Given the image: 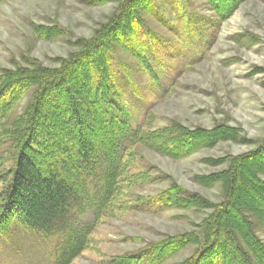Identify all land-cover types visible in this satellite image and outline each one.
<instances>
[{
  "label": "trees",
  "instance_id": "1",
  "mask_svg": "<svg viewBox=\"0 0 264 264\" xmlns=\"http://www.w3.org/2000/svg\"><path fill=\"white\" fill-rule=\"evenodd\" d=\"M206 1L219 21L242 2ZM121 4L108 25L89 40H77V51L55 67L31 62L0 69V256L6 252L29 264L15 246L28 239L41 250L40 264H71L90 247L101 221L118 212L208 208L198 235L168 236L108 264H162L188 246L196 248L181 264H264V243L256 231L264 229V142L230 159L225 170L201 178L203 186L220 184L218 205L173 187L144 200L129 196L134 183L144 180L129 174L135 145L182 158L223 140H239L232 129L171 126L149 133L133 127L115 56L129 53L151 74L145 17H156L158 2ZM36 34L42 40L59 35L55 29Z\"/></svg>",
  "mask_w": 264,
  "mask_h": 264
},
{
  "label": "rangeland",
  "instance_id": "2",
  "mask_svg": "<svg viewBox=\"0 0 264 264\" xmlns=\"http://www.w3.org/2000/svg\"><path fill=\"white\" fill-rule=\"evenodd\" d=\"M122 1L6 0L0 4V69L31 62L55 67L57 60L77 51V40H89L108 25ZM161 1L156 17H145L150 31L145 57L151 74L129 53L115 56L122 102L131 112L133 127L149 133L171 126L232 129L239 141L223 140L182 158L135 145L129 174L144 180L134 183L129 196L144 200L173 187L218 205L223 199L220 184L203 186L201 178L225 170L230 159L264 142V0H242L223 21L206 0ZM37 29H55L59 35L42 40ZM210 213L208 208L118 212L101 221L90 247L71 264H108L111 258L135 254L168 236L198 235V226ZM256 231L264 243V229ZM34 245L28 239L15 243L29 264H40L41 250ZM195 248L188 246L162 264H181ZM13 256L4 252L0 264H22Z\"/></svg>",
  "mask_w": 264,
  "mask_h": 264
}]
</instances>
